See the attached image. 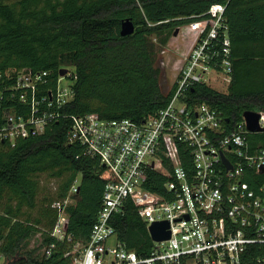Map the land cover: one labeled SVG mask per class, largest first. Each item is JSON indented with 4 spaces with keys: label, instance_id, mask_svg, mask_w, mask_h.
Masks as SVG:
<instances>
[{
    "label": "built area",
    "instance_id": "1",
    "mask_svg": "<svg viewBox=\"0 0 264 264\" xmlns=\"http://www.w3.org/2000/svg\"><path fill=\"white\" fill-rule=\"evenodd\" d=\"M225 8L214 4L205 18L179 28V34L188 33L189 47L172 81L173 96L141 122L65 114L75 96L71 67L61 68L67 72L61 76L60 69L56 79L31 68L0 72V108L8 101L0 118V146L67 122V143L111 173L86 243H72L66 229L79 178L63 202L51 205L58 216L50 235L70 244L65 253L70 264H264V110L247 111L259 116L260 131L251 132L245 112L231 121L206 103L190 102L188 95L196 86L220 92L232 81ZM181 145L189 152L187 169ZM149 184H159L165 194L149 190ZM127 202L148 232L154 224L169 225L170 238L151 239L143 257L126 248L114 227ZM53 248L40 253L47 259Z\"/></svg>",
    "mask_w": 264,
    "mask_h": 264
},
{
    "label": "trees",
    "instance_id": "2",
    "mask_svg": "<svg viewBox=\"0 0 264 264\" xmlns=\"http://www.w3.org/2000/svg\"><path fill=\"white\" fill-rule=\"evenodd\" d=\"M214 4L226 7L232 81L226 92L196 86L188 95L190 102L206 103L239 120L244 112L264 110V0H0V72L31 68L52 72L56 79L61 68L71 67L75 96L65 114L141 122L173 96L161 91L155 66L161 51L177 29L205 18ZM126 19L133 21L135 32L122 37ZM2 104L0 118L6 98ZM68 126L53 123L39 137L0 146V254L6 261L70 264L65 258L70 244L50 235L58 216L51 205L63 202L79 177L74 204L66 210V229L72 243L89 240L112 176L81 147L67 143ZM185 149L180 146L187 169ZM43 176L57 181L55 191H47ZM147 188L165 194L159 184ZM114 223L127 249L148 254L152 240L130 202ZM50 246L46 259L40 251Z\"/></svg>",
    "mask_w": 264,
    "mask_h": 264
},
{
    "label": "rangeland",
    "instance_id": "3",
    "mask_svg": "<svg viewBox=\"0 0 264 264\" xmlns=\"http://www.w3.org/2000/svg\"><path fill=\"white\" fill-rule=\"evenodd\" d=\"M188 33H178L176 37L172 36L170 40H176L175 47H167L165 46L161 51L158 59L156 61V68L159 71V82L161 91L164 95H167L171 90L172 81H174V77L176 75V70L178 68V64L182 63L183 54L186 51V48L189 47L188 41ZM178 47L182 48L184 51L183 54L178 53L176 51ZM186 47V48H185ZM185 48V49H184ZM226 92L227 88H220V92ZM42 182L45 184L47 191L53 192L56 189L57 181L52 179H46L45 176L41 178ZM80 180V177H79ZM35 242H31L30 248L34 246ZM0 264H5V259L0 258Z\"/></svg>",
    "mask_w": 264,
    "mask_h": 264
},
{
    "label": "water",
    "instance_id": "4",
    "mask_svg": "<svg viewBox=\"0 0 264 264\" xmlns=\"http://www.w3.org/2000/svg\"><path fill=\"white\" fill-rule=\"evenodd\" d=\"M134 32H135V25L133 21H131L130 19L124 20L121 24L120 35L122 37H127V36L133 35ZM178 33H179V29H177L174 32L173 36L176 37ZM66 72H67V69H61L60 75L64 76ZM244 117L246 119L247 127L249 131L251 132L260 131L258 127L259 116L257 114H254L252 112H245ZM168 229H169V225L167 222H162V223H157V224L152 225L149 228L151 239L156 242H162V241L168 240L170 238V232L168 231ZM15 262H16V259L13 261H6L5 264H15Z\"/></svg>",
    "mask_w": 264,
    "mask_h": 264
},
{
    "label": "crops",
    "instance_id": "5",
    "mask_svg": "<svg viewBox=\"0 0 264 264\" xmlns=\"http://www.w3.org/2000/svg\"><path fill=\"white\" fill-rule=\"evenodd\" d=\"M169 46H171V47H175L176 46V40L174 39V40H169V42H168V44H167V47H169ZM186 48V47H185ZM184 48V49H185ZM176 51H178V53H180V54H183V50H182V48H180V47H178V49L176 50ZM188 52V49L186 48V51L184 52V54H183V56L186 54Z\"/></svg>",
    "mask_w": 264,
    "mask_h": 264
}]
</instances>
